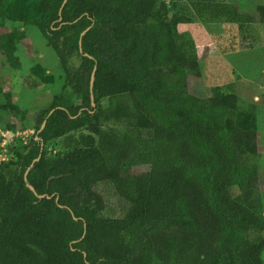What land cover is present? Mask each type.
Here are the masks:
<instances>
[{
	"label": "trees",
	"instance_id": "1",
	"mask_svg": "<svg viewBox=\"0 0 264 264\" xmlns=\"http://www.w3.org/2000/svg\"><path fill=\"white\" fill-rule=\"evenodd\" d=\"M62 2L33 0L70 91L0 159V264H264L254 113L218 85L188 92L198 56L177 28L234 23L253 47L246 13L225 0L170 15L166 0ZM180 203L192 222L173 226Z\"/></svg>",
	"mask_w": 264,
	"mask_h": 264
},
{
	"label": "rangeland",
	"instance_id": "2",
	"mask_svg": "<svg viewBox=\"0 0 264 264\" xmlns=\"http://www.w3.org/2000/svg\"><path fill=\"white\" fill-rule=\"evenodd\" d=\"M166 1L168 15L173 11L192 13L190 0ZM225 1L237 4L246 13L247 21L259 33V44L248 47L247 37L234 23L193 20L178 24V33L183 35L179 42L197 54L200 68L199 76L187 77V90L204 97L208 87L218 85L224 92L237 94L239 111H253L258 154L252 161L258 170L262 193L257 210L264 219V22L258 19L256 11V6L264 4V0ZM33 9V0H6L0 7V42L19 62L15 65V61L0 51V159L17 157L10 154L7 146L17 137L27 139L33 135L37 117L70 91L58 57L41 31ZM74 63H77L75 59ZM102 104L106 106V100ZM176 216L173 226L192 222L185 203H180ZM260 235L264 236V232ZM169 246L168 241L165 247ZM152 257L157 255L147 256L144 263L153 264Z\"/></svg>",
	"mask_w": 264,
	"mask_h": 264
},
{
	"label": "water",
	"instance_id": "3",
	"mask_svg": "<svg viewBox=\"0 0 264 264\" xmlns=\"http://www.w3.org/2000/svg\"><path fill=\"white\" fill-rule=\"evenodd\" d=\"M65 2H66V0H63L61 6H60V8H59V13H60V11H61V9H62V6L64 5ZM88 28H89V27H87L86 29H84V31L87 30ZM84 31H83V32H84ZM83 32H82V33H83ZM82 33H81V34H82ZM79 43H80V41H79ZM80 51H81V48H80ZM85 55H87V54L85 53ZM94 68H95V66H94ZM94 68H93V71H92V73H91V77H90V87L92 86V82H93ZM91 103L94 105L93 100H91ZM43 125H44V122L41 124V128L43 127ZM37 158H38V157H37ZM35 160H36V159H35ZM29 187H30V189H33L32 186H29Z\"/></svg>",
	"mask_w": 264,
	"mask_h": 264
}]
</instances>
